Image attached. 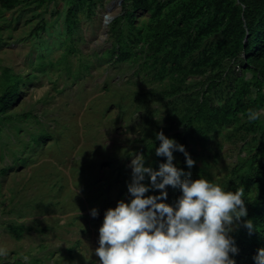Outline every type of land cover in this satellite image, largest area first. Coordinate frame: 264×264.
I'll return each instance as SVG.
<instances>
[{
  "label": "rangeland",
  "instance_id": "rangeland-1",
  "mask_svg": "<svg viewBox=\"0 0 264 264\" xmlns=\"http://www.w3.org/2000/svg\"><path fill=\"white\" fill-rule=\"evenodd\" d=\"M121 1L0 5V95L15 81L22 86L0 113V247L7 249L0 264H96L91 249L98 246V227L107 207L128 198L132 157L143 153L153 168L166 159L155 153L160 130L186 142L195 164L181 166L185 173L232 190L244 187L239 178L254 163L264 124V117L246 119L249 109L264 108V95L258 107L255 94L245 91L260 74L246 67L242 51L228 63L226 77L227 67L209 71L210 55L192 42L178 64L165 62L158 49L146 47L156 20L151 11L160 4L164 15L178 0H147L149 8L127 14ZM202 100L219 110L233 104L234 114L227 108L200 132L188 117ZM173 155L180 165L181 152ZM179 195V188L167 186L166 202ZM253 195L251 186L246 207Z\"/></svg>",
  "mask_w": 264,
  "mask_h": 264
},
{
  "label": "clouds",
  "instance_id": "clouds-1",
  "mask_svg": "<svg viewBox=\"0 0 264 264\" xmlns=\"http://www.w3.org/2000/svg\"><path fill=\"white\" fill-rule=\"evenodd\" d=\"M261 117L264 108L249 109L246 119ZM155 138L156 155L166 159L153 168L143 153L132 157L128 198L107 207L98 227V246L91 249L96 264H236L239 249L231 233L241 224L249 232L255 228L250 218L241 220L247 217L244 188L232 190L204 175L193 178L173 163L178 150L189 168L195 164L185 146L162 130ZM167 186L180 190L172 203L166 202ZM150 188L159 191L149 193ZM90 214L98 210L93 207ZM0 255H7V249L0 247ZM253 261L264 264V246Z\"/></svg>",
  "mask_w": 264,
  "mask_h": 264
},
{
  "label": "trees",
  "instance_id": "trees-1",
  "mask_svg": "<svg viewBox=\"0 0 264 264\" xmlns=\"http://www.w3.org/2000/svg\"><path fill=\"white\" fill-rule=\"evenodd\" d=\"M21 0H0V5L6 9H12ZM147 0H133V4L121 3L125 6L124 14L137 7L149 8ZM178 0L173 3L169 12L162 15V6L154 4L151 11L155 15V22L151 25L147 34V50L158 49L166 62L178 64L185 47L192 42L197 51L203 52L204 48L210 55L205 58L211 62L209 71L216 68H226L224 77L230 71L228 63L235 61L236 53L242 51L245 56L246 67L250 64L252 70H257L261 78L255 82L252 89L245 93H254L252 103L258 107L262 106V95L264 91V0H255L247 3V0ZM72 11L66 15V31L70 32L73 26ZM124 56L123 50L118 48L116 59ZM202 60L206 64L204 59ZM243 61V60H241ZM194 73H199L195 71ZM223 80V79H222ZM21 85L17 81L8 85L0 95V113L10 109L21 93ZM211 88V86H208ZM255 89V90H254ZM242 95H240L241 97ZM238 108L244 105L241 100L237 102ZM234 105H229L228 112L234 114ZM246 107L252 105L246 104ZM214 109L205 100L197 104L193 114L188 121H194L198 131L205 132L210 125L216 123L225 114L227 109ZM229 117V114H226ZM264 137V124H259ZM257 127V126H256ZM178 135V134H176ZM263 137L256 144L254 154L251 157L252 166L248 172L239 178L243 184L244 191L253 187L254 195L247 204V217L241 220L251 219L255 225L254 230L249 232L242 224L234 230L231 235L239 251L234 254L236 264H254L253 256L258 247L264 246V142ZM44 139V138H43ZM41 142V141H40ZM186 148V142H182ZM182 163L178 167L187 168L184 153L181 152Z\"/></svg>",
  "mask_w": 264,
  "mask_h": 264
}]
</instances>
